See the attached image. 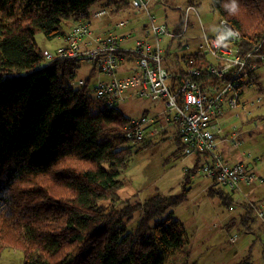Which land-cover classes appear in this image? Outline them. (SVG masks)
Wrapping results in <instances>:
<instances>
[{
    "label": "trees",
    "instance_id": "16d2710c",
    "mask_svg": "<svg viewBox=\"0 0 264 264\" xmlns=\"http://www.w3.org/2000/svg\"><path fill=\"white\" fill-rule=\"evenodd\" d=\"M127 1L0 0V264L8 249H19L23 264H171L189 245L174 217L188 182L180 194L121 202L122 175L152 140H130L131 118L87 83L70 85L80 59L48 60L36 42L64 36V23L93 5ZM210 1L239 32L240 53H264V0ZM186 58L220 82L201 53Z\"/></svg>",
    "mask_w": 264,
    "mask_h": 264
},
{
    "label": "built area",
    "instance_id": "2783aa9c",
    "mask_svg": "<svg viewBox=\"0 0 264 264\" xmlns=\"http://www.w3.org/2000/svg\"><path fill=\"white\" fill-rule=\"evenodd\" d=\"M152 1L164 3V0H132L131 8L138 15H145L148 24L145 29V39L137 42L131 51L120 48L122 39L108 35L102 40H95L90 29L83 24L74 26L69 37L68 46L56 54H44L48 60L54 58L80 59L90 61L100 72L113 75L120 66L123 54H131L136 59V72L133 76L115 79L110 83L100 84L95 90V97L104 100L108 106L116 107L125 100V91L132 89L135 94L152 97L165 102L166 122L175 124L181 141L183 153L199 155L205 158L201 171L219 184L227 186L232 191H239L242 184H251L260 178L248 172L243 163L229 165L218 151V131H215L214 121L223 113V102L228 98L230 107L234 110H245L241 96L243 89L255 85L252 77L260 63H264V53H240L236 42L240 39L239 32L227 21L222 20L221 32L214 37H204L199 46L202 56L212 57L206 68L212 76L220 79L218 84L210 83L199 65L192 60L187 62L188 70L176 75L168 70L164 62L162 47L163 37L174 40L186 35L190 21L189 12L196 11L194 6L182 10L181 21L176 30H170L165 24L158 23L152 14L149 4ZM108 14L106 9H100L95 16L101 18ZM123 25V24H122ZM226 32V33H225ZM96 46L85 48V39ZM151 39L156 41L155 44ZM186 48H189L186 45ZM199 64V63H198ZM208 80V81H207ZM84 80L71 84L72 87H83ZM258 98L257 102H260ZM256 104V102H253ZM154 125V130L149 128ZM164 126L157 123V118L143 116L131 120L125 128L126 136L135 142H141L154 133H160ZM232 138V141H236ZM264 216V211L261 213Z\"/></svg>",
    "mask_w": 264,
    "mask_h": 264
},
{
    "label": "rangeland",
    "instance_id": "374dc122",
    "mask_svg": "<svg viewBox=\"0 0 264 264\" xmlns=\"http://www.w3.org/2000/svg\"><path fill=\"white\" fill-rule=\"evenodd\" d=\"M181 1L166 0L165 5L167 7H162L160 13L153 9L152 12L156 16L157 21L166 24L172 30L173 28H170L172 20L167 15L171 8L175 9ZM183 2L186 3V0H183ZM196 5L199 18L195 15L191 16V27L186 35L175 39V45L172 48L173 53L174 49H176L175 53L177 54L189 51L186 45L178 47V42L186 44V39L198 34L197 28H200L199 35H201V24L212 35H217L221 30V17L212 10L211 1H198ZM193 23L195 24L194 28ZM63 27L66 35L70 23H64ZM119 33L124 36L130 32L127 28H123L119 30ZM141 35L142 33L134 32L132 33V39L135 37L140 38ZM36 42L45 54L47 52L55 53L57 45L63 42V37L48 40L43 34H38ZM174 60H176V57L168 56L170 63H174ZM211 61L214 62L215 60L211 59ZM256 74L259 76V82L264 85V64L257 68ZM119 75L121 74L117 76ZM111 79L112 77L97 70L86 59L81 61L76 76L77 81H87L86 83L90 89L94 90L93 95H95V90L101 83ZM257 88L258 82L253 86L245 87L243 101L254 100L253 102H255L261 97L262 93L264 98V92L261 93ZM117 107L127 117L132 119L141 118L144 114L153 116L161 113L164 109L161 100L137 95L132 90L125 101L121 102ZM250 110L251 117L249 122H244L246 129H254L256 124L264 123V103L259 105L258 108L254 110L250 108ZM225 126L226 124L223 127L227 128ZM263 131L257 132L253 139H250L249 143L252 145H244L239 149L240 152L251 154L252 158L247 162V165L253 171H256L255 173L262 176H264V161L261 162L259 159L264 156ZM174 138L172 134L167 138H158L157 141L152 143L150 148L141 150L133 156L129 168L122 175V179L126 183L123 188V197L130 201L139 200L144 202L156 195L180 193L185 174L183 176L184 168L179 163L184 157L178 155L180 153L177 149L179 146L174 141ZM219 139H217L218 142L220 141ZM251 162L253 163L249 165ZM199 165L201 167L203 161ZM204 180L206 178L201 174L193 176L191 178V190H189L188 201L175 209L176 215L174 217H177L183 223L189 236V245L183 249L182 254L172 258L171 264L184 263L187 260V255L191 264H238L249 256L254 264H264V223L257 218L254 210L247 212L244 205L235 206V211L229 213V207L232 208L233 205L231 204L233 202L231 201L232 203L228 204L231 206L225 207L223 205V201L226 200L225 196H231V199L237 203L239 199L242 200L241 197L243 195L234 193L230 188L222 184L216 186L218 190L216 194L212 196L206 195L203 192L204 187L201 185ZM259 183L261 182L258 181L254 184L255 186H262L261 189L264 195V185ZM236 205H239V202ZM224 218L227 219L226 222ZM138 221L139 218L136 217L131 223L129 222L130 231L136 230ZM23 260V254L19 249H8L2 254L1 264H23Z\"/></svg>",
    "mask_w": 264,
    "mask_h": 264
},
{
    "label": "crops",
    "instance_id": "0c3cea01",
    "mask_svg": "<svg viewBox=\"0 0 264 264\" xmlns=\"http://www.w3.org/2000/svg\"><path fill=\"white\" fill-rule=\"evenodd\" d=\"M131 1L132 0H128L127 2L120 3L117 6L108 5L105 2L98 3L96 5L91 6L88 9V11L86 12V14L83 13V14H80L79 16H74L71 19H69L68 21H66L65 22L66 24L70 23L69 30L67 31L66 35L62 36L63 42L57 45L55 52L62 47L68 46L69 37L71 35L70 31L73 30L74 26L77 24L86 25L90 29V31L92 33V37L96 41L102 40L110 34L118 36L122 39V44L120 45V48L124 51H131L133 48H135L138 41L145 39V29H146V25L148 24V19L145 15H138L131 8ZM165 2H166V0H164V3H160L158 1H152L149 4L151 12L153 11V9H155V11L160 13L162 11V9H161L162 7L163 8L167 7L165 5ZM188 6H194L196 9V11H190L189 12V21H190L189 29L191 27V16L195 15L199 18V12L197 9V5L196 4L195 5L190 4L189 0H186V3H184L182 0L177 5V7L175 9L171 8L169 14L167 15V17L172 20V25H170L171 26L170 28H173L172 31L176 30L178 28L180 21H181L182 10L187 8ZM211 8H212V6H211ZM100 9H106L108 11V14H106L105 16H103L101 18L96 17L95 13L98 12ZM152 14L154 15L153 12H152ZM135 16H137V17H135ZM155 18H156V16H155ZM145 20H146V22H145ZM156 21H157V18H156ZM221 23H222V19H221ZM161 24H164V23H161ZM194 26H195V24L193 23V28H194ZM201 26H202L201 35H199L200 28H197L198 34L186 39V41H187L186 44L178 42V45H177L178 47H182L184 45H187L189 47V48H187L189 51H185L182 54L175 53L176 49H174V53L172 51L173 45H175L174 44L175 39L171 40V38H169V37H163L162 47H163V51H164V62H165L166 68L168 70H171L172 72H175L176 75L183 74L184 72H186L188 70V67L186 66L187 65V58L186 57L191 56L193 54L200 53L199 46L203 42V39L205 36L208 35L209 37H214L220 33V31H219L217 35H212V33L208 32L202 24H201ZM123 28H127L130 33L123 36V34L119 33V30H121ZM64 32H65V30H64ZM134 32L142 33L141 37L140 38L135 37L132 39V33H134ZM151 42L153 44L156 43V41L154 39H151ZM84 45H85V48H87V49H91V48H94L96 46L95 43H90V38L85 39ZM47 53H50V52H47ZM169 55H172V57H176V60H174V63H170L168 61ZM206 59L208 61H211V59H213V58L209 57ZM80 61H82V60H80ZM93 67H94V65H93ZM135 72H136V59H135V57L131 54H123V57L120 61V66H119L118 70L113 75H109L110 77H112V79L107 81V82H103L101 84L110 83L111 81H113L115 79H123V78L131 77L135 74ZM255 72H256V70H255ZM118 74H121V75L117 76ZM255 75L257 76V78L259 77L257 74H255ZM75 82H80V80L77 81L75 79L74 81H72L70 83V85L74 84ZM257 89L261 93L264 92V85H262L259 82V79H258V88ZM244 90L245 89H243V94L241 96V103H242V106H245V110H241V109L234 110V109H232L228 103V98H225L224 102H223V113L220 117H217L214 121V126H215L214 130L218 131L217 136H218V138H220L219 139L220 141L218 142V148H220V146H221V148L218 151H219V153L222 154L224 161L226 163H228L229 165L233 166V165H236L239 163H243L247 167V170L249 173L262 177L258 181L261 182V183H259L260 185H262V184L264 185V176H262L258 173H255L256 171H253L247 165V162H249L250 159L252 158L251 154H247L245 152H240V150H239L244 145H246V146L252 145L249 143L250 139H253L254 135L257 132H262L264 130V123L256 124L254 129H246L244 126V122H249V118L251 117L250 108H252L254 110V109L258 108L259 105H262V103H264L263 93L260 97L261 101L260 102L255 101L256 104H254L253 103L254 100L243 101V97L245 94ZM93 92H94V90H93ZM94 98H95V95H94ZM162 102H163L164 109H163V111H161V113L153 115V116H149L147 114H144L143 116L155 117V118H157V123H160L164 126L163 130L160 133H154L150 137L153 143L155 141H157L158 138L170 137V134H172L175 137L174 141L179 146L177 149H178V151H180V153L178 155H181L184 157V159H181V161L179 163L184 168L183 176L185 174V178L182 182L180 193L182 192V189H184V184L186 182H188L187 190L190 193L189 190H191V187H190L191 186V178L193 176H195L196 174H201L206 178V180H204V182L201 184L204 187L203 192L206 195H211V196L216 194L218 192L216 186L219 183L215 179L206 176L201 171L202 166L200 167V165H199L200 162H202V161L204 164L205 158L202 156H199V155H186L183 153L181 141H180V138H179L175 124H173V123L169 124L164 119V117H165L164 113L166 111V104L164 101H162ZM225 124H226L225 127H227V128L223 127ZM232 124H233V126H232ZM238 124H240V125H238ZM155 128H156V126L152 125L149 128V130H154ZM233 137L236 138L237 140L232 141ZM259 161L263 162L264 156H262L259 159ZM252 163L253 162H251L249 165H251ZM258 181H255V182L248 184V185L242 184L239 191H237V192L233 191L234 193H240L241 195H243V197H241L242 200L239 199V201H238L239 205H236L238 202L235 203L234 200L231 199V196H229V195L225 196L226 200L223 201V205L225 207L233 205L232 208L229 207V210H228L229 213H231V211L232 212L235 211V206L244 205L246 207L247 212H251L252 210H254L256 212L257 218L260 219L264 223V216H261V213L264 211V195H263V190L261 189L262 186H255L256 182H258ZM125 184L126 183L124 182V186H125ZM124 186L119 191L120 201L121 202H128L130 200L123 197ZM189 193H188V197H189ZM188 199H187V201H188ZM121 202H120V204H121ZM135 202L143 203L139 200L135 201ZM230 202L232 204L228 205ZM174 215H176V211L174 212ZM176 219L178 220L177 217H176ZM228 219H230V218H228ZM226 220L227 219H225V222H226ZM178 221H180V220H178ZM232 241H234V239H232ZM249 258L251 259L250 256H249Z\"/></svg>",
    "mask_w": 264,
    "mask_h": 264
},
{
    "label": "bare ground",
    "instance_id": "6f19581e",
    "mask_svg": "<svg viewBox=\"0 0 264 264\" xmlns=\"http://www.w3.org/2000/svg\"><path fill=\"white\" fill-rule=\"evenodd\" d=\"M132 89H129V90H126L125 91V99L128 97V94L130 93ZM133 91V90H132ZM132 120H135V119H132Z\"/></svg>",
    "mask_w": 264,
    "mask_h": 264
},
{
    "label": "clouds",
    "instance_id": "9594fccd",
    "mask_svg": "<svg viewBox=\"0 0 264 264\" xmlns=\"http://www.w3.org/2000/svg\"><path fill=\"white\" fill-rule=\"evenodd\" d=\"M233 8H235V4H233Z\"/></svg>",
    "mask_w": 264,
    "mask_h": 264
}]
</instances>
